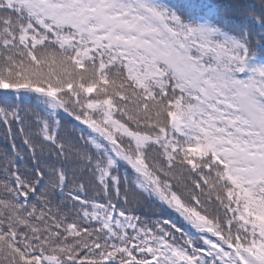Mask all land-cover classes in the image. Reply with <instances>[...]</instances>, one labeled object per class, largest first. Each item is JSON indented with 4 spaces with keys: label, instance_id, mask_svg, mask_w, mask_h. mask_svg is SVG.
<instances>
[{
    "label": "snow or ice",
    "instance_id": "1",
    "mask_svg": "<svg viewBox=\"0 0 264 264\" xmlns=\"http://www.w3.org/2000/svg\"><path fill=\"white\" fill-rule=\"evenodd\" d=\"M0 125V264H264V0H0Z\"/></svg>",
    "mask_w": 264,
    "mask_h": 264
},
{
    "label": "trees",
    "instance_id": "2",
    "mask_svg": "<svg viewBox=\"0 0 264 264\" xmlns=\"http://www.w3.org/2000/svg\"><path fill=\"white\" fill-rule=\"evenodd\" d=\"M173 3L180 2V0H172ZM200 2V0H197ZM204 3L208 4H215V5H227L233 3L234 0H203ZM240 3H248L251 4L253 2H258V0H239ZM222 12L226 11V9H221ZM11 138L7 135V128L3 125H0V152H3L5 148H7L11 144ZM17 145L20 144V139L17 138L16 140ZM23 167V166H22ZM135 203H133V207H135ZM137 214H140L146 218H150L152 220L160 218L171 217L174 220H179L175 214L171 213L170 211L161 212L158 208L154 205L148 204L145 205L144 201H141L140 207L137 209Z\"/></svg>",
    "mask_w": 264,
    "mask_h": 264
}]
</instances>
